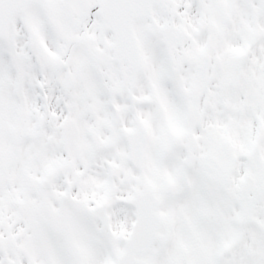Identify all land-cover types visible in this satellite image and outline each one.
<instances>
[{
  "label": "snow or ice",
  "instance_id": "obj_1",
  "mask_svg": "<svg viewBox=\"0 0 264 264\" xmlns=\"http://www.w3.org/2000/svg\"><path fill=\"white\" fill-rule=\"evenodd\" d=\"M0 264H264V0H0Z\"/></svg>",
  "mask_w": 264,
  "mask_h": 264
}]
</instances>
